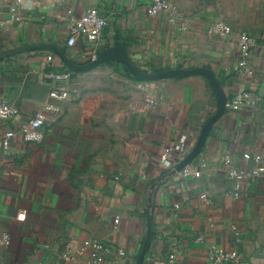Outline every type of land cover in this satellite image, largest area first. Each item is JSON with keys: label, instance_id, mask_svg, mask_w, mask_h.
I'll return each mask as SVG.
<instances>
[{"label": "crops", "instance_id": "crops-1", "mask_svg": "<svg viewBox=\"0 0 264 264\" xmlns=\"http://www.w3.org/2000/svg\"><path fill=\"white\" fill-rule=\"evenodd\" d=\"M150 2L0 0V51L52 43L86 63L93 46L81 35L69 45L68 31L73 17L94 7L108 17L97 55L120 45L142 71L211 69L226 109L187 173L155 186L142 264H264V172L245 179L235 196L222 170L225 155L238 169L264 168V48L251 52L248 75L238 68L235 40L207 32L209 23L222 20L264 39V0H168L178 14L174 22L164 12L148 13ZM64 67L49 50L0 59V97L16 108L0 123V135L42 109L53 84L47 74ZM71 85V99L52 100L57 111L47 116L55 121L42 129L40 142L17 134L0 149V236L8 237L0 243V264H72L65 255L87 238L107 244L99 264H135L151 184L176 158L162 155L183 136L195 142L217 107L204 75L142 81L117 61L73 71ZM202 161L206 169L194 176ZM214 249L236 262L212 260ZM76 264H90L89 253Z\"/></svg>", "mask_w": 264, "mask_h": 264}, {"label": "built area", "instance_id": "built-area-1", "mask_svg": "<svg viewBox=\"0 0 264 264\" xmlns=\"http://www.w3.org/2000/svg\"><path fill=\"white\" fill-rule=\"evenodd\" d=\"M20 0H15L19 2ZM15 10V6L11 8ZM164 12L167 14L169 21H175L178 18L176 11L170 6L168 0H151L148 13L156 14ZM183 21V27L187 23L184 17H181ZM108 25V17L101 13L97 8L91 7L86 10L79 17L72 18V24L68 31L67 43L72 45L75 42L76 37L84 36L85 39L92 47L91 59L97 55V46L101 42L102 33L105 27ZM207 32L211 35L218 36L222 39H234L238 48V61L237 65L240 71L248 75L253 74V69L249 65V56L251 52L258 48H264V39H258L250 32L245 30L235 31L230 25L222 20H215L207 25ZM45 61L49 62V56L45 57ZM73 71L69 68H61L55 71H51L47 74V77L53 82L48 91L47 100L41 110L36 112L33 118H31L25 125L15 129H8L0 135V149L8 148L10 140L17 134H20L26 141L40 142L43 138L42 129L55 121V118L48 117L47 114L51 111H57L52 104V100H68L72 97L71 81ZM16 112L15 106L6 98L0 97V123L9 121ZM194 142L188 140L186 137H181L178 142L171 148L167 149L162 155L163 161L170 160L169 154L172 153L176 156L175 160L171 162V167H174L180 160H182L192 149ZM245 158L249 157L248 153L244 154ZM206 169V162L202 161L198 167L193 170V175L198 176ZM222 170L225 175L230 179L231 193L235 196L238 195L242 182L247 179L264 172L263 167H257L256 169L241 170L232 165L230 155H225L222 163ZM187 173L186 167L182 170ZM117 221V219L115 220ZM8 239L6 234L0 236V243L6 242ZM107 249V244L98 241L93 238H87L82 241L81 245L77 247L74 253H67L65 255L66 262H72L76 264L79 257L89 253L90 264H99L103 259L102 251ZM120 256H125L126 253L123 250H119ZM211 259L221 263H235L236 257L231 253L223 252L221 250H213ZM173 260V255L169 256V261Z\"/></svg>", "mask_w": 264, "mask_h": 264}, {"label": "water", "instance_id": "water-1", "mask_svg": "<svg viewBox=\"0 0 264 264\" xmlns=\"http://www.w3.org/2000/svg\"><path fill=\"white\" fill-rule=\"evenodd\" d=\"M35 50H49L54 52L64 62L66 67L72 71H85L105 61H117L122 63L125 66V70L128 73V75H130L132 78L136 80L150 81V80H159L164 78H182L189 75H204L209 80L217 99L216 110L202 126L200 133L197 136L191 151L182 160H180L170 171H168L165 175L158 178L157 181H154L151 184L150 193L148 196V204L146 209V234L141 251L135 263V264H142L152 234V222L150 215V210L152 207V192L155 186L158 184V182L163 180L166 176H172L182 171L199 155L204 145L205 139L208 133L210 132L213 124L224 114V111L226 109V101H227L226 93L222 88V86L220 85L219 81L217 80L214 72L209 68L198 66L192 68H170V69L153 71V72L142 71L134 66V64L128 58L124 47L120 45L112 46L110 48L105 49L104 51H101L98 55H96V57L92 58L86 63L73 62L67 56L66 53L61 51L55 44L52 43L29 44V45H22L18 47L5 49L0 51V59L12 55H16L19 53L35 51Z\"/></svg>", "mask_w": 264, "mask_h": 264}, {"label": "rangeland", "instance_id": "rangeland-1", "mask_svg": "<svg viewBox=\"0 0 264 264\" xmlns=\"http://www.w3.org/2000/svg\"><path fill=\"white\" fill-rule=\"evenodd\" d=\"M21 55V54H20Z\"/></svg>", "mask_w": 264, "mask_h": 264}]
</instances>
